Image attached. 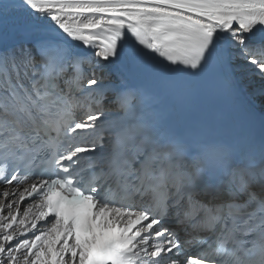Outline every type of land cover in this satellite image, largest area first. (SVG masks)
<instances>
[{
    "label": "snow or ice",
    "instance_id": "1",
    "mask_svg": "<svg viewBox=\"0 0 264 264\" xmlns=\"http://www.w3.org/2000/svg\"><path fill=\"white\" fill-rule=\"evenodd\" d=\"M0 264H264V0H0Z\"/></svg>",
    "mask_w": 264,
    "mask_h": 264
}]
</instances>
